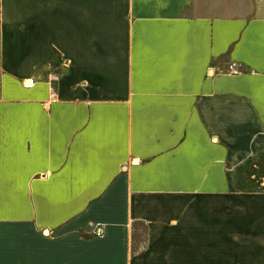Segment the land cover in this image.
Here are the masks:
<instances>
[{"label": "crops", "instance_id": "crops-1", "mask_svg": "<svg viewBox=\"0 0 264 264\" xmlns=\"http://www.w3.org/2000/svg\"><path fill=\"white\" fill-rule=\"evenodd\" d=\"M73 214L97 264H264V0H0V264Z\"/></svg>", "mask_w": 264, "mask_h": 264}, {"label": "rangeland", "instance_id": "rangeland-1", "mask_svg": "<svg viewBox=\"0 0 264 264\" xmlns=\"http://www.w3.org/2000/svg\"><path fill=\"white\" fill-rule=\"evenodd\" d=\"M77 214L71 215L70 221L59 225L52 235L53 245L56 248L66 249L64 261L69 264H97V262H110L117 260V252L125 246L124 238L118 235L99 238L96 232L98 223L94 221L77 222ZM44 229H40L39 234ZM140 234V228L135 229ZM132 240V241H131ZM140 243V237L130 239L131 248ZM61 254L55 253V261L61 260ZM96 262V263H95Z\"/></svg>", "mask_w": 264, "mask_h": 264}, {"label": "built area", "instance_id": "built-area-1", "mask_svg": "<svg viewBox=\"0 0 264 264\" xmlns=\"http://www.w3.org/2000/svg\"><path fill=\"white\" fill-rule=\"evenodd\" d=\"M227 70H228L231 74H234V73H235V71L232 69V66L227 67ZM57 80H58V76H57L56 74H50V75L47 77V84H48L49 91H50V94H49V97H50V98L53 97L52 84L56 83Z\"/></svg>", "mask_w": 264, "mask_h": 264}]
</instances>
